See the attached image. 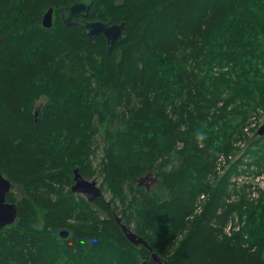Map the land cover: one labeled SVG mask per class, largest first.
I'll return each instance as SVG.
<instances>
[{"label": "trees", "instance_id": "obj_1", "mask_svg": "<svg viewBox=\"0 0 264 264\" xmlns=\"http://www.w3.org/2000/svg\"><path fill=\"white\" fill-rule=\"evenodd\" d=\"M74 1L0 0V172L23 193L6 195L17 219L0 229V264H139L148 254L126 239L102 198L65 190L71 169L93 175L87 165L101 126H111L102 162L113 192L145 175L155 181L120 215L156 235L153 251L166 264H264V204L246 222V247L241 228H223L243 204L227 201L231 169L208 178L216 153L232 151L230 137L211 153L197 141L227 131L231 115L241 123L255 104L264 107V0H93L88 20L125 23L126 37L110 49L102 34L64 24L60 8ZM237 124L230 132L244 127ZM255 132L239 148L261 168L264 135ZM73 147L81 165L72 155L62 174L57 159Z\"/></svg>", "mask_w": 264, "mask_h": 264}, {"label": "rangeland", "instance_id": "obj_2", "mask_svg": "<svg viewBox=\"0 0 264 264\" xmlns=\"http://www.w3.org/2000/svg\"><path fill=\"white\" fill-rule=\"evenodd\" d=\"M59 15H60V12H59ZM261 41L264 43V39H261ZM212 74L215 75L216 72H212ZM209 76L210 75L207 72V77ZM261 80H264V78ZM224 87H225V84H224ZM47 101H48V98H47ZM179 102H180L179 100L176 101V103H179ZM40 105L42 104L37 103L36 107L40 109ZM253 108H254L253 110L246 112L245 119L242 121L244 122V125H243L244 127L242 129L238 128L230 132L231 128L235 126L234 124L236 122H238L237 126H242L240 125L242 122L239 123V121H241V116L231 115L230 118L233 117L234 119L232 123L229 121L228 126H232V127L228 128L227 131L222 132L220 136L216 134V132L215 133H213V131L208 132L206 134L205 139L199 138L197 140L198 145L202 149H206L208 153H211L213 151V146L211 145L218 144L219 140L221 143L224 140H226L228 136L230 137L229 140L233 144L232 145L233 149L231 152H228V154L225 153L224 151H219L218 153H216V155L218 156L216 157L215 164L217 165L218 170L214 173L209 174V179L216 181L218 180V177L221 178L223 175L227 173L229 169H231V173L228 174V180H229L228 192H229L230 198L227 199V201L237 202V203L242 202L243 204H242L241 209L234 210L230 214L223 228L226 232H231V233L241 228L244 232V235L246 236L245 238L246 242L244 244L246 247H248V245L252 241L250 240L251 236L249 232L247 231L248 228L246 227L247 226L246 222L255 221L252 219L253 212L258 210L255 204H264V165L261 168L257 167V165H255L253 161L251 160L252 158L247 154L246 150L242 152V150H240L239 148V147H244L245 142H247L248 139L252 137L254 131H256L260 127V125L264 123V107H262L261 104H255ZM110 129H111V126H101V128L98 129L100 133L94 136L93 143H92L93 151L89 154V160L91 164L87 165V167L90 168V170H94V172H93V175L91 177H87V179L94 178L97 181V184L99 185V187L102 189L103 196H104L102 198L103 201L107 204L109 203L111 208L119 216L122 215L123 217H125L129 214L130 211H132L133 207H132L131 198L132 196L134 197L138 196L139 191L137 189L139 188L142 191H147V190L150 191L154 188L153 185H155L154 184L155 181L152 177H150V175H148V177H146L139 183L140 185H138L137 182H135L131 188L126 187L125 190H123L120 195H117L115 192H113V190L105 182L104 172H103L104 162H102V161H105V157L108 155V154L106 155V152L110 150L109 148L112 145L110 137H108V139L106 138V134L108 130ZM246 148L247 146H245V149ZM73 152H76L75 147H73L72 152L60 155L59 159H57V163H58L57 169L62 174L63 172H68L67 160L73 155ZM237 158H240L238 167L232 170L231 166ZM73 160L79 163L77 160H80V152L75 153L73 155ZM62 167H65L67 170L62 169ZM167 168H170V167L168 166ZM83 172L86 173L84 169H83ZM69 176L70 177L67 178L68 185H65V190L69 189V187L73 184L72 169H71V175ZM13 188L11 190L15 193V195L21 196V194H23L21 193V191L18 192L16 188L14 189ZM72 193L75 195H81L83 196V198L86 199V197L82 193H75V192H72ZM201 196L197 198L196 200L197 202L195 204L197 206L203 203V200L206 199L205 197L202 198ZM253 207L254 209L252 210ZM95 213L98 215V210H96ZM16 219H17V216H16ZM132 220L133 221L130 220L127 222L128 228L134 231L135 233L141 235L143 238H145V240L148 241V243L152 246V248H156L160 250L159 240L157 239L156 235L151 234L145 226H143L141 223L138 222L136 218H134V216L132 217ZM15 222L16 220L11 224H14ZM123 222H124V218H123ZM136 225H140L143 228L144 232H136V229H134ZM63 230H67V229L63 228ZM68 235H70V233H68ZM138 260H139V264H142L141 258L139 259L138 257Z\"/></svg>", "mask_w": 264, "mask_h": 264}, {"label": "water", "instance_id": "obj_3", "mask_svg": "<svg viewBox=\"0 0 264 264\" xmlns=\"http://www.w3.org/2000/svg\"><path fill=\"white\" fill-rule=\"evenodd\" d=\"M93 0H75L68 6H62L60 8V17L64 24L68 26L77 25L83 32L90 38H94L102 34L106 39L107 48L110 49L118 39H124L126 37L125 23L112 21H100V20H88L87 16ZM53 8L49 7L45 10L41 16V24L44 27H50L52 25ZM39 108L35 107L34 115L37 117ZM255 135H264V123L256 130ZM148 177L145 175L139 179L141 182ZM14 187L13 183L8 177L0 172V229L6 225L13 223L17 216V206L14 202L6 200L7 193ZM72 192L82 193L86 199L90 202L96 200L98 197L103 198L102 189L97 184V181L93 179H87L78 170L77 167L73 169V184L70 186ZM109 205V203L107 204ZM113 217L117 224L123 231L126 239L135 246L142 245L148 248L151 252V256L154 260H157L158 264H166V261L159 260L156 257V253L152 251L149 243L141 235L135 233L122 221L114 210L112 211ZM59 234L65 238L68 235L67 230H60ZM142 264H149L147 260H143Z\"/></svg>", "mask_w": 264, "mask_h": 264}, {"label": "flooded vegetation", "instance_id": "obj_4", "mask_svg": "<svg viewBox=\"0 0 264 264\" xmlns=\"http://www.w3.org/2000/svg\"><path fill=\"white\" fill-rule=\"evenodd\" d=\"M38 104H42V100H37ZM41 106V105H40ZM150 245V244H149ZM140 246V245H139ZM151 246V245H150ZM146 248V247H145ZM152 248V246H151ZM148 250V254H144L145 258L143 260H147L149 262V264H158L157 260H154L153 257L151 256V252L148 248H146ZM153 251V248H152ZM157 259H159L160 261L162 260V258L158 255H156ZM142 260V261H143ZM165 261V260H164Z\"/></svg>", "mask_w": 264, "mask_h": 264}, {"label": "bare ground", "instance_id": "obj_5", "mask_svg": "<svg viewBox=\"0 0 264 264\" xmlns=\"http://www.w3.org/2000/svg\"><path fill=\"white\" fill-rule=\"evenodd\" d=\"M214 80V79H213ZM216 80V79H215ZM220 81V80H219ZM222 84H223V82H222ZM220 86V85H219ZM225 86H228V85H225ZM230 87V86H229ZM213 88V87H212ZM219 92V91H218ZM214 93V92H213ZM93 126V125H92ZM90 128V127H89ZM94 128H95V126H94ZM96 130V129H95ZM194 130V129H193ZM115 135V134H114ZM263 159V158H262ZM262 163V162H261ZM256 165V164H255ZM184 166V165H183ZM183 166H182V168H183ZM261 166V165H260ZM210 169V168H209ZM176 171V170H175ZM177 171H179L178 169H177ZM181 171V170H180ZM179 171V172H180ZM183 171H184V169H183ZM183 171H181V172H183ZM207 171V170H206ZM214 173V172H213ZM186 174V173H185ZM210 174H211V172H210ZM209 178V177H208ZM211 178V177H210ZM213 179V178H212ZM225 182V181H224ZM223 182V183H224ZM127 183V182H126ZM207 186V185H206ZM222 187V186H221ZM213 188V187H212ZM231 189V188H230ZM35 191V190H34ZM224 191V190H223ZM212 192V191H211ZM203 193H204V191H203ZM228 193V192H227ZM221 195V194H220ZM229 195V194H228ZM224 196V195H223ZM224 200V199H223ZM225 204V203H224ZM224 206V205H223ZM193 217H194V215H193ZM189 219V218H188ZM192 222V221H191ZM210 223H211V221H210ZM239 227V226H238Z\"/></svg>", "mask_w": 264, "mask_h": 264}]
</instances>
